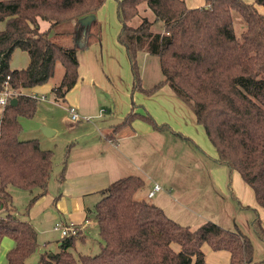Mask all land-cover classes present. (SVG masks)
<instances>
[{
  "label": "trees",
  "instance_id": "obj_1",
  "mask_svg": "<svg viewBox=\"0 0 264 264\" xmlns=\"http://www.w3.org/2000/svg\"><path fill=\"white\" fill-rule=\"evenodd\" d=\"M105 1L0 0V22L5 24L0 30V87L8 76L11 88L19 91L44 84L60 61L64 74L52 91L64 99L77 83V52L89 44L96 20L85 30L81 19L96 15ZM117 14L118 41L133 74L132 93L151 94L169 84L203 126L216 149L214 160L239 172L264 208V0H206L199 7H189L185 0H117ZM40 20L50 23L48 30L41 31ZM158 21L162 28L156 30ZM16 49L28 53L27 67L12 68ZM143 54L159 57L163 75L146 89L140 73ZM14 98L17 103L10 99L0 114V246L4 237H11L15 244L6 254V264H26L39 247L38 231L18 214L9 188L30 193L29 209L48 192L54 152L42 148L38 139L19 137L20 118L32 117L38 100L23 93ZM136 118L159 130L170 127L148 111L132 109L107 137L118 138L124 128H133ZM144 184L141 176L127 175L101 191L104 196L95 205L102 240L99 253L75 255L69 248L76 236L64 237L61 250L41 254L39 264H205L204 243L229 251L230 264H259L247 234L214 221L197 228L183 225L163 208L137 197ZM253 227L264 240L259 215Z\"/></svg>",
  "mask_w": 264,
  "mask_h": 264
},
{
  "label": "rangeland",
  "instance_id": "obj_2",
  "mask_svg": "<svg viewBox=\"0 0 264 264\" xmlns=\"http://www.w3.org/2000/svg\"><path fill=\"white\" fill-rule=\"evenodd\" d=\"M105 6H107L108 10L112 12V19L114 17L118 23L117 0H107L104 7ZM147 14L151 18L153 17L150 11L147 12ZM108 15L109 13H105L104 21H106L107 25H111L110 20L107 18ZM238 18V15H235L234 24L236 32L241 31V23ZM44 21L45 20H42V22ZM99 21V19L96 20L93 28L96 24H100V22L105 25V23ZM4 27L5 25L0 22V30ZM161 28L162 22L158 21L154 26V29L159 30ZM119 32L116 34V42L122 50L121 54L123 59L120 57L119 60L115 59V61L119 64L118 67H120L121 70H124V68L120 66L123 64V60L127 62V68L130 74V78H128V80H126L123 75L121 78L122 81H119L120 86H118L117 80L111 78V80H107L108 85L106 86H108V90L96 85L94 92L91 94L86 92L87 94L84 95V102L89 108H91V110L90 113L82 114L81 109L77 108L74 103L70 101V104L67 98H57L52 91L54 86L59 85L64 74V66L62 62L57 61L54 75L43 84L47 85L48 91H40L37 93L38 102L36 112L32 117L22 116L20 118L22 130L19 137L21 139H38L42 148L51 149L54 152V167L48 186V198H51L50 196H54V194L58 195L62 191L61 187L63 183L61 181V175L65 174L64 166L66 163L71 160V162H73L72 168L77 169L86 165V161L93 159L92 157L95 156V152L93 147H90V140L96 136H101V130L98 128V125L103 126L107 124V128L109 129L108 133H111L113 130V126L111 125L122 120L121 118H117L115 114L109 110V108L113 109V103H116L121 94L123 92L126 93L129 88V102L132 101L133 96L137 95L142 97L144 101L149 98L150 104L153 106L155 111L160 112L161 115L163 112L167 119H170L173 123L187 127V131H189L182 134L181 132L175 130V128L169 124L170 122H167L169 126L174 129V132H176L173 133L171 129H167L168 134H172L173 136L170 139L171 145L174 144V150L172 151L173 154L175 153L177 157H180L181 164L191 166L195 168L194 170L199 171L198 175L202 178V181L198 182L200 186L196 189L198 194L196 201L193 203L195 206L191 204V207L194 206L198 210L199 214H203L201 218L204 220H197L194 218V214L189 213V218H185V220H182L183 222L179 223L189 225L193 228V225L196 223L202 224L206 221H214L225 228H238L251 238L255 249L254 260L259 261V264H264V240L259 237L253 227L254 219L260 213L262 214V212L258 210V213L256 214L257 211L255 212L253 207H249L248 209L240 208L239 202L237 199L233 198L231 193L233 191V172H231L226 165L219 164L214 160L216 157V149L208 139L204 128L195 122L193 110H191L188 104L180 99L176 93H174L169 84L161 86L157 91L151 94L143 90L134 91L133 94L130 93L131 86L133 85V75L130 69V63L128 62V56L123 48L124 46L118 43ZM109 41L111 42V40ZM26 56L27 54L25 51L18 49L15 53V61L14 63L12 61L11 65L14 67L27 65L25 64L27 59ZM140 64L142 66L140 72L142 85L145 89L154 86L163 79L158 56L151 54L146 56V54H143L141 56ZM126 83H128L130 87H127ZM166 88H170L173 94L167 91ZM18 92L19 93L16 96L21 94L19 90ZM42 95H44V97H42ZM97 103L98 105H96ZM71 106L76 108V112L79 115L77 120H73L71 118V113L69 111ZM132 109L140 110L143 113L148 111L144 104L141 106L139 104H135L134 102L131 104V110ZM2 110L3 107L0 106V114ZM131 110H129V112ZM164 122L166 123L165 120L163 123ZM44 126L49 127L52 130H56V134L51 137H46L42 132V128ZM66 153L67 155H65ZM65 157H67V161ZM196 167H198V169H196ZM221 168L224 169L225 178L223 176V172L220 173V171L223 170ZM70 171H72V169H70L69 172ZM215 179L218 183L224 181V188H226L225 191L219 190L216 187V190L212 188L214 184L211 183V180L215 182ZM241 182L244 184V180L242 178ZM215 186H217L216 183ZM211 189L217 192H212ZM218 191L225 193V195L220 194L218 196ZM103 196L104 194L102 192H96L85 196V203L87 206H90V209L87 210L90 223L85 229V240H81V235L76 236L75 245L69 248V251L73 252L75 255H95L99 253L101 249L102 240L99 236L95 205ZM30 197V193L22 189H20L18 193H15L13 197L14 204L19 211L18 214H22L21 216L27 215L29 210L27 205ZM218 198H221L222 201H218ZM153 199H156V197ZM240 209L245 211H240ZM207 217L208 219L205 220ZM260 219L262 222V216H260ZM33 223L38 231L39 247L27 258L26 264H39L40 256L43 253L52 254L59 252L61 250L59 243L60 240L63 239L61 231L54 228L55 224H53V222H49L47 228H44L45 226H42L40 224L41 221L37 218ZM6 240H10L12 243L13 239H7L4 237L0 246V264L7 263L6 254L10 248H7ZM251 264H256V262H252Z\"/></svg>",
  "mask_w": 264,
  "mask_h": 264
},
{
  "label": "crops",
  "instance_id": "obj_3",
  "mask_svg": "<svg viewBox=\"0 0 264 264\" xmlns=\"http://www.w3.org/2000/svg\"><path fill=\"white\" fill-rule=\"evenodd\" d=\"M185 1L189 7L203 6L206 2V0ZM246 1L253 2L254 0ZM105 3L95 15L96 20L99 19L105 23V25L99 21L100 24H96L93 28L94 23L92 26L93 30L90 35L91 40L89 44L77 52L79 61V78L75 86L65 96L69 103L71 101L75 106H77V108L81 109L82 114L90 113L91 110V108H89L84 102V95L87 94L86 92H88V94L94 92L96 85L107 89V80H111V78L117 80L118 86H120L119 81H122L121 78L123 75L126 80L130 78L127 62L123 60V64L120 63V66L124 68V70H121V68L118 67L119 64L115 61V59L119 60L120 57L123 59L121 54L122 50L116 42V34L121 28V22L119 18L118 23L114 17L112 19V12L108 10L107 6L104 7ZM105 13H109L107 18L110 20L111 25H107L106 21H104ZM1 23L4 24V22ZM39 26L41 31H45L49 29L50 23L48 21L42 22V20H40ZM109 40H111V42ZM123 48L125 49V47ZM17 50L18 49H16L12 54L11 64L12 61L13 63L15 61L14 57ZM25 53L27 54L25 64L28 65L30 57L27 52ZM147 55L148 54H146V56ZM27 65H22L20 67L11 66L14 69L25 68ZM126 86L130 87L128 83H126ZM166 89L173 94L170 88ZM40 91H48L47 85H35L32 88L22 89L20 93L37 95ZM130 93L133 94L132 86ZM128 98L129 88L126 93L123 92L121 94L116 103H113L114 108H109V110H111L117 118H121L123 120L129 113V110H131V104L134 102L135 104H139L141 106L144 104L148 112L159 124H163V121L165 120L167 125L171 124L175 130L181 132L182 134H185L187 131V127L173 123L170 119L166 118V115L163 112L161 115L160 112L155 111L153 106L150 104L149 98L148 100H145L146 102L138 95L133 96L131 102H129ZM96 105H98V103ZM136 111L142 112L140 110ZM194 119L197 123L195 116ZM167 122L170 123L168 124ZM171 126L159 130L147 121L141 118H136L133 122V128H124L122 133L119 136L117 135L118 138H109L107 137V132L109 131L107 128L108 125H98V128L101 130V136H96L90 140V147H93L95 152V156L92 157L93 159L86 161V165L77 169L72 168L73 162H71V160L66 163L67 166H64L66 175H61V181L63 183L61 187L62 191L58 195L54 194V196L51 195V198H48V190L46 193L47 195L45 194L39 197L29 208L27 215H23L22 218L28 219L31 222H34L37 218L41 221L40 224L45 226L44 228H47L49 222H53V224L56 225L58 222L68 223L70 221H75L81 225V231L78 236L81 235V240L84 241L86 238L85 229L90 223L87 212V210L90 209V206L86 205L85 196L101 192L113 181L121 177L127 175H139L145 182L143 188L137 193V197L139 199H146L150 202L153 201L152 203L163 208L169 217L178 222H183L182 220L189 218V213L194 214V218L197 220H204L201 218L203 214H199L193 204L197 199L196 197L198 193L196 192V189L200 186L198 182L202 181V178L198 175L199 171L194 170L195 168L191 166L181 164L180 157H177L175 153L173 154L172 151L174 150V144L171 145L170 143V139L173 136L172 134H168L167 129H171L173 133L176 132H174V129ZM56 132L57 131L54 130V133L50 136H47L44 133L43 134L46 137H51L54 136ZM70 169H72V171L69 172ZM196 169H198V167H196ZM222 172L225 178L224 169L220 171V173ZM241 178L242 177L239 172H233L232 196L234 199H237L240 208L248 209L249 207H253L255 212L257 211L256 214L258 213V210L262 212V214L260 213L261 215H259L262 216L261 223L264 227V208L259 206L253 190L245 182L243 184L241 182ZM211 181V183L214 184L212 187L214 190H216V188L219 190H226V188H224V181L221 183H218L216 179L215 182L213 180ZM155 183L160 184L162 189L157 191L152 198H149L148 192L153 188ZM215 183L217 186H215ZM9 189L13 197L15 193L20 191V188L16 186H11ZM211 191L217 192L212 189ZM217 194L218 196L220 194L225 195V193L219 191ZM154 197H156V199H153ZM218 199V201H222L221 198ZM191 204L194 206L191 207ZM243 209H240V211H245ZM207 219L208 217L205 218V220ZM200 224H194L193 228L199 227ZM5 238L10 239L11 237L6 236ZM6 241L8 249L13 247L15 244L14 240H12V243L10 240ZM61 241L62 239L59 243L60 246L62 243ZM176 248L178 249V246H176ZM202 249L205 253V264H230L231 255L229 251L214 250L208 243H204Z\"/></svg>",
  "mask_w": 264,
  "mask_h": 264
},
{
  "label": "built area",
  "instance_id": "obj_4",
  "mask_svg": "<svg viewBox=\"0 0 264 264\" xmlns=\"http://www.w3.org/2000/svg\"><path fill=\"white\" fill-rule=\"evenodd\" d=\"M18 93L19 92L17 89L11 88L9 84V76H8L7 79L3 83V87H0V105L2 107H5L8 104L9 100L14 98ZM32 96L35 98L38 97L35 94H33ZM42 97H44V95H42ZM69 111L71 113V118L73 120H77L79 115L76 112V108L71 106L69 108ZM161 189H162V186L158 183H155L153 188L148 192V197L152 198L156 194V192ZM55 229L60 230L61 235L65 238L71 237V236L75 237L79 235L81 231V225L75 221H70L68 223L58 222L55 225Z\"/></svg>",
  "mask_w": 264,
  "mask_h": 264
},
{
  "label": "water",
  "instance_id": "obj_5",
  "mask_svg": "<svg viewBox=\"0 0 264 264\" xmlns=\"http://www.w3.org/2000/svg\"><path fill=\"white\" fill-rule=\"evenodd\" d=\"M95 19V15H88L81 19V23L84 26V29L87 30L89 26L91 25L92 21ZM17 103L16 98L11 99V104L15 105ZM42 131L45 135L50 136L54 133V130H52L49 127L44 126L42 128Z\"/></svg>",
  "mask_w": 264,
  "mask_h": 264
}]
</instances>
